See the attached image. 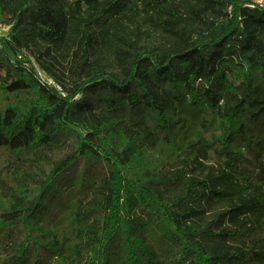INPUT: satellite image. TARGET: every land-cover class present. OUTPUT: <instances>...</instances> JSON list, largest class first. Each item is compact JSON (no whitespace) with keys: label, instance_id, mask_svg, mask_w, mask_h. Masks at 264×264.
Instances as JSON below:
<instances>
[{"label":"trees","instance_id":"trees-1","mask_svg":"<svg viewBox=\"0 0 264 264\" xmlns=\"http://www.w3.org/2000/svg\"><path fill=\"white\" fill-rule=\"evenodd\" d=\"M0 23V264H264V3L0 0Z\"/></svg>","mask_w":264,"mask_h":264},{"label":"built area","instance_id":"built-area-1","mask_svg":"<svg viewBox=\"0 0 264 264\" xmlns=\"http://www.w3.org/2000/svg\"><path fill=\"white\" fill-rule=\"evenodd\" d=\"M259 2L264 3V0H259ZM9 30H10L9 26L0 23V35L7 34ZM38 75L43 82L49 85H53L63 97H66V93L63 91L62 87L58 83H56L55 80H53V78L48 77L47 74L41 70H39Z\"/></svg>","mask_w":264,"mask_h":264}]
</instances>
